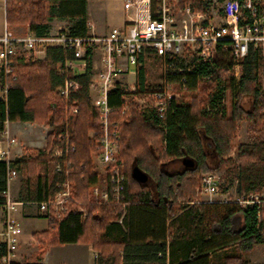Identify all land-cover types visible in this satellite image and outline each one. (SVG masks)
<instances>
[{
    "label": "trees",
    "instance_id": "obj_1",
    "mask_svg": "<svg viewBox=\"0 0 264 264\" xmlns=\"http://www.w3.org/2000/svg\"><path fill=\"white\" fill-rule=\"evenodd\" d=\"M53 19H70L67 33L85 36L86 0H5L7 29L23 26L42 36L49 32L47 24ZM263 52L260 48L248 52L240 62L237 84L231 74L232 62L224 56L217 58L214 71L204 66L195 69L187 76L184 91L189 102L186 98L172 101L162 117L131 112L127 118L120 113L121 91L118 87L111 90L110 129L118 130L117 157L126 186L123 216L119 205L88 202L93 188L106 187L105 176L93 171L91 159L100 126L98 110L88 94L89 63L85 74L76 78L79 88L64 99L59 92L64 76L58 66L72 58L70 53L47 48L42 60L24 54L12 58L7 92L0 99V121L7 118L10 123L51 128L45 149L9 163L20 174L21 197L23 201L54 197L63 174L56 170L51 153L59 144L58 136L67 129L74 148L65 159L70 164L71 193L84 203L86 212L85 219L72 211L48 216V229L35 237L37 259L50 245L80 243L96 251L95 264H165L167 258L169 264H211V253L230 247L235 252L226 254L222 264H253L244 256L264 239L250 212L227 205L181 207L178 202L193 199L204 172H216L227 181L236 178L239 192L258 190L264 182ZM136 82L143 90L142 66L137 69ZM226 90L231 94L229 117L222 104ZM243 120L256 136L250 143L238 145L237 154L230 158L236 128ZM207 146L215 157L214 166L206 160ZM186 159L193 162L192 167H170ZM134 167L147 176L145 183L133 179ZM7 171L6 163L0 161V205L7 198ZM137 188L143 192L135 194ZM4 252L1 246L0 258Z\"/></svg>",
    "mask_w": 264,
    "mask_h": 264
},
{
    "label": "built area",
    "instance_id": "obj_2",
    "mask_svg": "<svg viewBox=\"0 0 264 264\" xmlns=\"http://www.w3.org/2000/svg\"><path fill=\"white\" fill-rule=\"evenodd\" d=\"M125 21L122 26L110 29L97 36L93 25L86 22L87 34L72 36L58 30L42 36L28 33L16 36L4 29L0 36V76L2 92H7L6 80L10 74L14 58L20 54L42 52L47 48L61 49L72 58H66L58 67L64 79L59 89L64 99L79 88L77 77L85 74L93 48L100 51V70L97 73L98 90L94 106L99 113L100 135L96 141L92 161L101 166L106 178V187L91 190L88 202L98 204H118L124 206L126 190L125 177L118 160V130L110 129L112 107L108 95L117 85L121 91L120 113L125 114L133 102H142L150 111L162 117L170 103L179 98L176 91H186L187 76L199 67L212 70L217 58L224 56L231 60L233 80L240 77V62L251 50H264V0H121ZM147 53L159 60L158 86L149 89L144 83L139 90L136 80L137 69L144 65ZM199 70V69H198ZM121 78L126 83L121 84ZM91 87V84H90ZM73 112H76L74 109ZM0 161L7 165V181L16 176L9 163L10 147L17 141L9 133L7 118L0 121ZM67 127V125H66ZM5 142V149L1 144ZM59 144L52 149L56 158V170L63 174L57 183V192L51 200L37 202L40 212L50 216H61L69 211L76 212L81 219L86 218L83 202L71 193L69 167L66 157L74 151L69 144L68 130L58 136ZM97 173V172H96ZM101 174V172L99 173ZM228 187L222 178L206 174L202 178L201 193L206 198L201 205H233L253 216L255 227L264 238V182L258 190L228 196ZM221 196L217 200L216 197ZM233 198V199H232ZM87 203V202H86ZM85 203V204H86ZM18 205L6 199L4 219L0 222V239L5 252L0 264H13L17 258L21 227L11 212ZM194 205V203L192 204ZM191 205V206H192ZM190 206V205H189ZM123 216V215H122ZM122 217L118 222L121 223ZM97 259V253L93 254Z\"/></svg>",
    "mask_w": 264,
    "mask_h": 264
},
{
    "label": "rangeland",
    "instance_id": "obj_3",
    "mask_svg": "<svg viewBox=\"0 0 264 264\" xmlns=\"http://www.w3.org/2000/svg\"><path fill=\"white\" fill-rule=\"evenodd\" d=\"M87 2H88V6H87L88 10H89L90 14L93 16V18L105 19L107 22L108 26L106 24H104V22H103V25H102V23L100 24L102 26V28L98 29L99 33L107 31L108 27L111 28V27L121 25V23L123 21L121 0H87ZM3 11L4 10L1 6L0 7L1 16H3ZM2 23H3V21L0 23V31L2 30ZM70 24H71L70 19H60L59 21H56L53 25H51V31L55 32L58 30H62L63 32L67 33V29L70 26ZM24 28H27V27H24ZM9 29L10 30L19 29V27H12ZM98 32H96V33L99 34ZM23 51H24L23 49H21V50L19 49L18 53L20 54ZM33 56H34V53L28 52L27 58L30 59ZM145 56L147 57V60L145 61L144 68H145V71L147 74V86H148V90H149V89L157 88V86H158L157 84H158V78H159V65H160V63H159L158 58L152 53H147ZM215 67H216V65L214 66L212 71L215 70ZM89 69H90V76H89V80H88V83H89L88 88H91L89 98H90L91 102L94 104L95 99H96V93L98 90L97 73L100 70V51L97 48H93V51L90 53ZM233 71L234 70H233V66H232V70H231L232 78H233ZM122 79H124V78H121V80ZM128 80H134V77L133 76L129 77ZM234 83H235V81H234ZM237 83H235V84H237ZM260 83L262 86V90L264 91V52H263V65H262L261 70H260ZM90 84H91V87H90ZM176 91L179 93V98L176 99L175 101L180 102L182 99L186 98V102L187 103L189 102V98H188L189 95L187 92L179 91L178 89H176ZM3 96L4 95L2 92V84L0 82V99H2ZM230 98H231V94L229 93L228 90H226L225 98L222 101V104H223V106H225V109H226L225 117L230 116V108H231ZM244 103H245V105L249 104L247 100H245ZM150 105L151 104H149V108H147V106L143 105L142 102H140V101H138L137 103L132 102L128 106L127 112L124 114V116H126L128 118L130 116L131 112H137L138 114H144V115H153L154 113L150 111ZM49 130L50 129L45 130L41 127H35V126L29 127L28 126L27 129L23 130L24 134L22 135V139L20 140V139H17L15 137L16 138L15 140L18 141L20 149L21 148H27L28 149L29 145L32 147L35 146V148L37 147L38 149H40L44 146L45 135L49 132ZM9 133L13 137V135L11 134V131H10V125H9ZM253 136L255 137L256 135L251 134L248 131L246 121L243 120L242 122H240L236 128L235 137L231 143V150L229 153L230 158H234V156L237 154V146L238 145L250 143L253 140ZM1 137H2V134L0 133V139H2ZM5 142L6 141L4 140L3 144H1L2 149H5ZM13 146L14 145H12L10 147V150L13 149ZM11 156H12V151H10L9 160L11 159ZM211 166H214V165H211ZM93 171L95 173L97 172V174H99L101 172V174H99V175L104 176L102 174L101 166H99L95 161L93 162ZM206 174H212L214 176H217L218 178H222L225 181V184L228 185V187L225 190L229 191L228 192L229 197H233L235 195V192H237L239 194L249 192V191H247V192H239L238 191L236 178H233V179L227 181V179L225 180L224 177H222L221 175H219L216 172H204L200 175L199 183L194 190L193 199L189 202L180 201V202H178L179 206H181V207L186 206V205L191 206L193 203H194V206H199V205H201V204H199V202L205 201L206 198L201 193V182H202V178ZM16 183H17V179H11L8 181V185L10 188V196H12V194H13V189H14V186ZM98 189L103 190L104 188H98ZM139 192H143V190L137 188L134 191L135 194H137ZM216 199L217 200L221 199V196H217ZM80 202H82V201H80ZM103 205H107V204H103ZM115 205H118V204H115ZM119 206L121 207L122 215H124L126 212V204L124 206H122V205H119ZM208 206H211V205H208ZM227 206H233V205H227ZM83 207H85V206H83ZM43 227L45 228V221H43ZM32 246H35V245L33 244ZM35 250H36V247L28 248L29 256L27 259H25L24 262L29 263V262L34 260V257H33L34 253L33 252H35ZM30 255H31V257H30ZM92 256H94V255H92L90 252L87 256L86 264H92V261H93ZM244 257L247 260L252 261V263L264 264V241L262 243L257 244L254 247L253 251ZM79 261L81 263L82 259ZM83 261H85V258Z\"/></svg>",
    "mask_w": 264,
    "mask_h": 264
},
{
    "label": "crops",
    "instance_id": "obj_4",
    "mask_svg": "<svg viewBox=\"0 0 264 264\" xmlns=\"http://www.w3.org/2000/svg\"><path fill=\"white\" fill-rule=\"evenodd\" d=\"M2 6L3 8V16H1L0 14V23L3 21L2 23V30L0 31V36L2 35L4 29H7V24L5 21V0H0V7ZM88 2L86 0V22L93 25V32L95 35L97 36H101L104 35L105 33H107L110 29L115 28V27H119L122 26L125 18H124V11L122 9V17H123V21L121 23V25L119 26H115V27H108V30L102 33L98 32L99 28H102V26L100 25L103 22L104 24L107 25V22L105 19H95L93 18V16L90 14L89 10H88ZM121 8H122V1H121ZM1 13V12H0ZM60 19H53L52 21H49L47 24L48 27V31H51V25H53L56 21H59ZM108 26V25H107ZM10 30V29H8ZM14 35L16 36H24L29 32L28 28H24V27H19V29H13L10 30ZM96 32H98L99 34H97ZM18 55V54H17ZM20 55V54H19ZM26 58L28 57L27 55L25 56ZM45 58V52H35L34 56L31 57L30 59H38V60H42ZM145 65V62H144ZM144 65L142 66L144 68ZM145 70V68H144ZM129 77H132L131 75L127 77V79ZM136 80V78H134ZM129 81V80H128ZM131 81V80H130ZM120 82H122L121 84H125L126 83V78L124 79H120ZM145 82L147 83V74L145 71ZM119 86V84L117 85V87ZM90 90L91 88H88V94L90 96ZM93 104V103H92ZM94 106V104H93ZM29 127H41L45 130L50 129V127H44L43 125L40 124H27V123H10V131L11 134L13 135V137L17 138V139H22V135L24 134L25 129H27ZM49 130V132H50ZM48 132V133H49ZM48 133L45 135V139H44V146L40 149H38L37 147L35 148L32 146H28L27 148H21L19 147V143L17 141V146H13V149H11L12 151V156H11V162H15L17 160L20 159H24L27 158L29 156H32L34 154H36L38 151L45 149L46 147V136L48 135ZM15 138V139H16ZM93 154H91V159H92ZM93 163V161H92ZM16 175L14 178L12 179H17V183L14 186L13 189V194L12 196H10V188L9 185L7 187V193H6V199L10 200L11 202H16L18 203V205L15 207V210L11 212V217L18 222V224L21 227L22 233L19 236V245H18V251H17V258L15 262L18 263H22V264H28V262H24L25 259L28 258L29 254H28V248L30 247H36L35 252H33V257L34 260L29 262V263H37V264H86V259L88 254L91 252V254L93 255L94 253H96V251H94L90 245H85V244H80V243H70V244H63V245H50L48 246V248L45 250L44 255L42 256L41 259H37L36 254L38 252V246L35 240L36 234L40 233V232H44L48 229V216L43 214L42 212L39 211L36 203L40 202V201H23L22 197H21V178H20V174L18 171H15ZM18 177V178H17ZM4 215H5V211H4V205H0V222L4 219ZM43 221H45V228L43 227ZM168 223V221H167ZM35 246H32V245ZM3 246V241L0 239V247ZM256 246V245H255ZM235 250L233 249V247L227 248V249H220L217 250L213 253H211L209 255L210 257V261L209 263L211 264H222L223 263V258L226 254H230V253H234ZM32 255V254H31ZM30 255V257H31ZM167 255V253H166ZM85 258V261H83ZM82 259V262L80 263L79 260ZM92 264H95L96 259H94V257L92 256ZM0 262H1V258H0ZM252 263V261H250ZM165 264H169L168 262V258L166 260ZM255 264V263H253Z\"/></svg>",
    "mask_w": 264,
    "mask_h": 264
},
{
    "label": "water",
    "instance_id": "obj_5",
    "mask_svg": "<svg viewBox=\"0 0 264 264\" xmlns=\"http://www.w3.org/2000/svg\"><path fill=\"white\" fill-rule=\"evenodd\" d=\"M183 164L187 167L193 166V162L188 159L184 160ZM131 175L133 179H135L139 183H145L147 181V176L143 172H141L137 167H134L132 169Z\"/></svg>",
    "mask_w": 264,
    "mask_h": 264
},
{
    "label": "flooded vegetation",
    "instance_id": "obj_6",
    "mask_svg": "<svg viewBox=\"0 0 264 264\" xmlns=\"http://www.w3.org/2000/svg\"><path fill=\"white\" fill-rule=\"evenodd\" d=\"M205 143H207V142H205ZM205 153H206V160H207V162L209 163V164H211V165H214L215 164V157H214V155L212 154V152H211V150H210V148L207 146V148H206V151H205ZM182 165H184L183 164V162L181 161H179V162H175V163H173V164H171V168L172 169H176V170H178V169H180L181 168V166Z\"/></svg>",
    "mask_w": 264,
    "mask_h": 264
}]
</instances>
